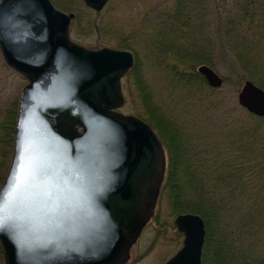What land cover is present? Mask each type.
<instances>
[{
	"label": "water",
	"instance_id": "water-1",
	"mask_svg": "<svg viewBox=\"0 0 264 264\" xmlns=\"http://www.w3.org/2000/svg\"><path fill=\"white\" fill-rule=\"evenodd\" d=\"M95 11L108 0H83ZM74 17L51 0H0V55L27 82L0 187L4 264H125L163 183L164 147L148 122L117 112L130 50L71 39ZM197 71L212 87L222 78ZM238 104L264 117V88L247 79ZM181 246L161 264H202L200 215L174 217Z\"/></svg>",
	"mask_w": 264,
	"mask_h": 264
},
{
	"label": "trees",
	"instance_id": "trees-1",
	"mask_svg": "<svg viewBox=\"0 0 264 264\" xmlns=\"http://www.w3.org/2000/svg\"><path fill=\"white\" fill-rule=\"evenodd\" d=\"M52 2L75 13L71 32L108 31L107 23L98 25V14L83 0ZM160 9L137 7L142 16L135 23L138 29L126 31L128 36L114 35L116 48L132 50L138 41L137 47L145 48L150 60L168 70L163 72L166 87L179 91L189 106L181 114H175L176 105L170 113L158 114L135 55L130 75L146 113L139 116L157 132L167 152L159 194L166 196L172 216L192 212L203 219L202 264H264V251L257 248L264 233V117L236 104L229 107L226 93L211 87L197 71L200 64L212 66L219 44L247 73L239 75V85L250 79L264 88V0H233L232 9L216 26L217 37L210 27L207 0H175L172 7ZM147 27L150 33L145 32ZM91 43L110 46L98 38ZM8 71L0 55V186L12 154L21 88L12 85L13 78L7 81ZM237 108L247 120L233 116ZM151 219L169 226L182 242L173 222H160L157 213ZM0 264H4L1 245Z\"/></svg>",
	"mask_w": 264,
	"mask_h": 264
},
{
	"label": "rangeland",
	"instance_id": "rangeland-1",
	"mask_svg": "<svg viewBox=\"0 0 264 264\" xmlns=\"http://www.w3.org/2000/svg\"><path fill=\"white\" fill-rule=\"evenodd\" d=\"M56 1L64 2L67 0H56ZM68 1L75 2V0H68ZM207 1L211 12V19H212L211 24H213V25L210 24L211 25L210 27H212V33L214 34V36L217 37L219 36V33L218 31H216V26L218 29L219 24L222 23L224 17L228 14V11L232 9L233 0H207ZM174 2L175 0H108L107 3L104 5V7L99 11L93 10L84 3L89 8V10L92 11L93 14H98L97 18L95 19L98 25H100L103 22L107 23L108 31H102V32L96 31L93 34L78 35L74 31L71 32V29L69 28L71 39L74 42L90 49H99L102 47L116 48L115 46H117L118 40L114 37V35H118L119 33H122L123 35L128 36L126 31L128 30L135 31L138 29L135 23L138 22L142 18V16L137 13L136 10L137 7H139L140 9L142 6H144V9L147 10L151 5L155 9L161 10L160 8L168 9V7H172L174 5ZM55 7L58 8L56 5ZM58 9L64 12L74 13L73 11H65L61 8ZM70 26H71V22H70ZM145 32L150 33L151 31L147 27ZM97 38L99 39L100 43H106V41H108L109 42L108 45L110 46H102L104 44H100L99 46H97V44L94 45L93 43H91ZM221 41L222 40L219 37L218 43H220ZM132 44L134 46V49L132 50L126 49V50H130L133 53L134 63H135V55L138 56L139 58L138 70L143 78L145 85H147L148 90L150 91L154 105L156 106V109L159 112L158 114L170 113L171 109H173L175 105H176L174 109L175 114H181L182 111L188 109L189 107L188 103L186 100L182 98L180 92L174 89H170V88L168 89L166 87L167 76L163 75V72L164 71L168 72V70H164L162 66L157 65V63L154 62L155 60L153 59L150 60L147 55L148 51L145 48L137 47L138 41L135 43L133 42ZM218 48L219 50L218 52H216L215 59H213V62L211 61L213 67L210 65L208 66L211 67L222 78L223 81L222 85L218 88L224 91V94L226 93V97L228 99L227 100L228 106L231 107V105L236 104L239 107H241L238 104L237 95L242 84L239 85L240 83L239 80L237 79L240 74H247V73L246 71H244V69L239 68L236 65L231 54L227 53L225 49L223 50L221 45L218 44ZM118 49H123V48H118ZM262 65L264 64L262 63ZM258 67L262 69L261 65H258ZM131 69L121 79V87L124 95V102L121 105V107L117 109V112L123 114H133L138 117H140L139 115L146 116V113L144 112V109L142 108V104L140 102L139 92L134 84L133 78L130 75ZM8 73L10 75L7 81L9 82L11 81L10 78H13L12 85H15L14 87L20 85L21 87L19 90V94H20L22 87L26 84L27 81L11 68H9ZM9 84L10 83H8V85ZM12 85L11 87L14 88ZM213 88H217V87H213ZM168 96H171V100L168 98ZM154 113H156V111ZM246 115L247 114L241 112L240 108H237V112L233 114L234 117L237 116V118H241L242 120H247ZM166 153L167 152L165 150V157L167 163ZM155 213L158 214L160 222L164 221L166 223V222H173L174 220L175 216L171 215L168 200L166 196L163 194H161V196L160 194L158 195L153 214L150 217L149 221L143 227L136 242L130 248L129 258L125 264H161L171 255H173L176 252V250L181 246L180 244L182 242L180 237L176 235L169 226L167 225L160 226L156 224V222L153 219H151ZM157 229L160 230L157 231ZM258 240L261 246L257 248L258 251L262 253L264 251V233L260 235Z\"/></svg>",
	"mask_w": 264,
	"mask_h": 264
}]
</instances>
